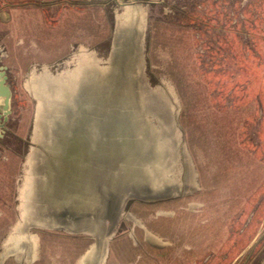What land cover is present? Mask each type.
Segmentation results:
<instances>
[{
  "label": "water",
  "instance_id": "obj_1",
  "mask_svg": "<svg viewBox=\"0 0 264 264\" xmlns=\"http://www.w3.org/2000/svg\"><path fill=\"white\" fill-rule=\"evenodd\" d=\"M115 6L102 31L74 27L50 44L27 36L16 50L2 42L16 58L0 70L13 73L28 110L8 170L7 222L19 250L5 251L0 264H32L46 230L103 241L136 200L180 194L191 142L182 121L186 105L170 63L162 72L172 95L159 81L152 4ZM3 81L0 71L2 123L10 97Z\"/></svg>",
  "mask_w": 264,
  "mask_h": 264
},
{
  "label": "rangeland",
  "instance_id": "obj_2",
  "mask_svg": "<svg viewBox=\"0 0 264 264\" xmlns=\"http://www.w3.org/2000/svg\"><path fill=\"white\" fill-rule=\"evenodd\" d=\"M12 1L0 0L9 18L0 21V35L58 34L85 8L75 3L81 0ZM158 1L175 11L160 14V3L150 8L155 68L172 95L162 69L173 66L191 140L182 175L193 165L202 183L187 196L145 202L158 211L154 223L171 227L176 240L171 249L149 251L152 257L142 254L143 264H264V0ZM88 11L89 21L77 28L98 31L91 23L95 8L89 5ZM23 100L22 93H13L9 128L15 131L27 114ZM10 168L0 164V211L7 200L11 206ZM176 173H182L180 166ZM182 252L181 261L162 259Z\"/></svg>",
  "mask_w": 264,
  "mask_h": 264
},
{
  "label": "flooded vegetation",
  "instance_id": "obj_3",
  "mask_svg": "<svg viewBox=\"0 0 264 264\" xmlns=\"http://www.w3.org/2000/svg\"><path fill=\"white\" fill-rule=\"evenodd\" d=\"M133 1H146L154 5L160 3L158 0H99L93 3H89L88 0H81L80 2L75 1L76 4H85L84 12H82L83 15L80 18H76L75 21H72L60 33L55 35L46 34L48 36L44 35L41 37L37 32H25V34H23V31H21L15 33L13 36H9V33L4 32L0 35V38H4L2 40L0 39V48H4L6 45L2 42L5 41V39L7 40L10 38L8 39L10 41L7 42L8 44L13 43L15 49L16 46L22 43V39L27 36H32L30 34H35L40 42L44 44L52 43L66 30H69L74 26L77 27L78 23L83 24L89 21V5L93 6L96 12V15L94 13L91 14L92 26L98 31L105 30V28L109 27V16L106 14L108 13L107 9H109V12L112 14L113 12L118 11L115 3L125 4ZM159 6L161 7L160 14H169L173 13L172 11H175L173 7L167 5L166 3H160ZM156 21L159 20L156 19L155 22ZM2 50V52L0 51V66L8 68V60L16 58V56L14 57V51L16 49L13 51V54L11 50ZM0 71L3 72V83L7 85L10 93L9 114L7 115L6 121L2 123L0 120V164H4V166L7 167L9 164L11 166L13 165L14 161L12 160L14 159V156L17 155V153L14 152L18 151L19 144L21 143L19 131L9 128L11 127L9 120L11 114L12 96L14 92H18L19 95L21 92L18 85L11 80L12 78H10L13 76V73L7 71L5 68H1ZM10 73L12 76H10ZM7 140L9 144L5 143ZM186 174L187 175L183 176V181L178 180L177 187L180 191V195L177 197L187 196L192 189L191 187H193L194 191L196 185L198 187L201 186L200 182L202 183V180L199 178V174L198 177L196 176L195 167L193 165H191L190 172L186 168ZM190 175H193L194 179L191 180ZM9 208L7 200V205L3 207V211H0V213H2L0 215V249H6L11 246V251H18L19 249L16 248L17 244L11 239L12 236L10 234V230L14 223L10 225V222H7ZM13 210L15 212L18 211L17 203L14 205ZM154 211L152 210L151 204L136 202L133 211L125 209L121 214L120 220L111 225L108 230L110 233L108 232L109 234L107 233V237H104L105 241H101L100 239L95 240L93 236L88 233L77 235L65 234L56 230H46L43 232L39 245H37V254L34 255L35 260L32 264H143L145 259L142 260V254H144L146 258L152 257V254L149 253V251L154 249H171L173 248L172 246L176 240L171 238L172 235H174L171 227L160 226L158 223H154L153 217H155L158 212L155 211V214ZM153 214L155 216H153ZM14 217L15 215H13V219ZM177 241L179 242L178 238ZM120 252H125V255L121 256ZM183 257V252L181 255L174 253L171 257L166 253L162 259L167 258L168 260L175 259L177 261H181ZM5 264L13 263L7 262Z\"/></svg>",
  "mask_w": 264,
  "mask_h": 264
},
{
  "label": "crops",
  "instance_id": "obj_4",
  "mask_svg": "<svg viewBox=\"0 0 264 264\" xmlns=\"http://www.w3.org/2000/svg\"><path fill=\"white\" fill-rule=\"evenodd\" d=\"M26 1V0H25ZM31 1V0H30ZM36 1H40V0H36ZM11 2V1H10ZM23 1L22 0H16V1H12V3L13 4H15V3H22ZM4 4V3H3ZM2 13H5L6 15H7V18H4L3 20H0V21H9V18H8V13L6 12V11H3L2 9H0V15H2ZM33 35V37L35 38V39H37V40H39L38 38H37V36H35V34H32ZM50 35H55V34H50ZM55 41V40H54ZM53 43V42H52ZM50 44V43H49ZM5 251H8V252H10V247H8V248H6V249H0V260H2L1 259V257H2V255H3V253L5 252Z\"/></svg>",
  "mask_w": 264,
  "mask_h": 264
},
{
  "label": "bare ground",
  "instance_id": "obj_5",
  "mask_svg": "<svg viewBox=\"0 0 264 264\" xmlns=\"http://www.w3.org/2000/svg\"><path fill=\"white\" fill-rule=\"evenodd\" d=\"M133 2H134V1H133ZM111 230H112V229H111ZM109 233H110V232H109ZM109 233H108V234H109ZM146 238H147V237H146ZM153 238H154V237H153ZM104 241H105V240H104Z\"/></svg>",
  "mask_w": 264,
  "mask_h": 264
}]
</instances>
